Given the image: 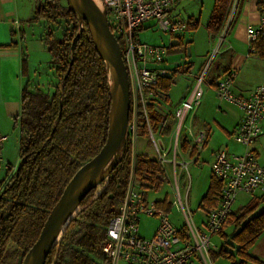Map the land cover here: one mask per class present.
<instances>
[{
	"label": "trees",
	"instance_id": "trees-1",
	"mask_svg": "<svg viewBox=\"0 0 264 264\" xmlns=\"http://www.w3.org/2000/svg\"><path fill=\"white\" fill-rule=\"evenodd\" d=\"M244 1L237 0V7ZM234 2L214 0L206 24L211 38L224 32ZM42 21L47 25L59 22L65 25L60 38L49 30L44 38L58 84L51 94L28 83L21 91L20 113L14 119L19 132V163L11 179L0 182V264H8L18 255L23 260L37 241L50 210L65 186L75 172L100 151L108 132L110 95L107 73L87 25L84 24V30H80L75 13L67 5H62L61 0H39L29 22ZM12 36L16 37L15 33ZM118 43L121 47L120 40ZM251 46L256 54L264 58V37ZM171 48H177V45ZM183 69L187 70V65ZM180 70L175 68L172 74L160 81L158 90L164 96L173 84L174 75ZM21 72L24 77L28 76L25 55L21 58ZM148 113L152 132L169 137L170 127H163L165 117L154 107H149ZM141 131L144 133L143 127ZM180 150L192 158L196 154L186 140L182 141ZM130 163L131 145L126 138L121 159L99 185L101 192L94 198L96 188L83 199L80 211L66 226L60 241L47 255L45 264L106 262L98 247L108 221L117 213L118 200L129 177ZM134 163L135 176L141 186L158 192L160 185L155 176L160 168L157 162L138 153ZM221 187V182L211 173L200 207L206 210L215 207ZM262 203L264 196L254 198L229 217L228 223L234 226L229 240L235 254L221 248L217 253L211 251L210 259L220 256L229 260L230 264L258 262L248 252L264 231V209L258 211ZM157 206L166 212L170 209L165 202ZM220 235L227 237L223 232ZM10 244L15 247L12 251H8ZM237 258L239 261L235 262Z\"/></svg>",
	"mask_w": 264,
	"mask_h": 264
},
{
	"label": "built area",
	"instance_id": "built-area-1",
	"mask_svg": "<svg viewBox=\"0 0 264 264\" xmlns=\"http://www.w3.org/2000/svg\"><path fill=\"white\" fill-rule=\"evenodd\" d=\"M105 11L110 31L120 40L123 63L126 68L130 109L126 138L131 145L130 173L122 196L118 200L117 213L107 223L105 235L99 244V251L106 259L105 264H191L194 259L211 264L210 252L214 246L212 238L220 235L228 224L229 217L234 214L233 206L239 195L254 197L264 196V165L259 164L251 147L259 140L264 123V87L257 86L246 96L236 95L232 91L233 74L227 73L215 82L214 91L218 100L236 106L242 113L240 123L232 134L235 144L244 148L240 154L220 150L215 154L211 164L212 175L221 182L217 205L209 210L200 207L203 220L200 225L193 222L190 211L179 194L176 166L187 170L188 163H177L181 157L180 134L185 128L191 149L196 154L192 158L197 161L199 153L205 146L207 133L204 129L192 130L184 127L187 114L197 107L202 99L201 79L193 88L190 96L176 111V131L172 135L169 148H164L154 138L149 124L148 108L154 107L161 112L164 95L158 90L162 79L168 76L165 62L168 48L151 44H141L135 40L136 32L143 25L155 21L159 31L168 36L186 31L195 26L194 21H187L173 15L177 4L182 0H94ZM247 38L250 43L264 37V10L258 26L248 27ZM144 128L146 141L151 145L152 158L159 165L160 171L155 180L160 188L173 186L184 219L181 228L174 227L168 212L157 206L158 203L147 199V193L153 189L144 188L136 179L134 159L138 154L139 131ZM6 137L0 136L1 151ZM171 149V158L169 156ZM170 152V151H169ZM182 158V157H181ZM165 164L171 165L172 178ZM17 168V167H16ZM16 168L6 165L8 181ZM190 180L186 190L189 193ZM185 196V203H186ZM170 205V204H169ZM153 218L157 227L150 238L139 236L140 218Z\"/></svg>",
	"mask_w": 264,
	"mask_h": 264
},
{
	"label": "rangeland",
	"instance_id": "rangeland-1",
	"mask_svg": "<svg viewBox=\"0 0 264 264\" xmlns=\"http://www.w3.org/2000/svg\"><path fill=\"white\" fill-rule=\"evenodd\" d=\"M29 1V2H28ZM35 0H25L24 3H29L28 6L33 5ZM39 2V1H38ZM173 15H177L183 20H187L190 17L195 18L198 21L197 27L192 30H186L184 32L168 36L162 34L155 21L147 22L143 25L142 30L136 32L135 40L141 44H151L156 46H164L169 48L171 45H177V48H171L167 54L165 67L169 70L189 62L191 67L188 72H180L174 75L173 84L170 87L168 93L164 96V102L161 104V114L165 117L166 121L163 125L164 128L170 127L171 135L176 131L177 119L175 117L176 111L181 107V100L188 99L193 88L201 79V88L203 90V97L201 99V107H194L186 116L184 127H191L198 125L200 111L207 113L208 117L213 116L214 106L218 104H224L216 99L213 87L211 83L215 78L218 69L222 67V44L217 38L208 37L205 25L212 10L213 0H183L179 2ZM62 5H66L65 0H61ZM38 5L36 3L35 7ZM33 16V15H32ZM29 20V19H28ZM31 27L26 29V44L24 50L27 53V60L30 68L35 70V77H33L32 86L35 89L41 90L45 93H53L54 87L58 84V80L55 75V66L50 62L51 56L45 46L44 38L47 31L53 32L56 38H60L63 34L65 25L61 22L59 24L47 25L46 23H31ZM28 28H31L28 29ZM191 48V55L188 56L185 52ZM27 50V51H26ZM205 62L203 69L200 70V66ZM221 79V78H220ZM220 79H216V82ZM166 98V99H165ZM180 102V103H179ZM213 110V111H212ZM199 117V118H198ZM193 131L196 129L192 127ZM216 125L212 126L211 141L220 143L223 138V134H220ZM222 133V132H221ZM187 137V131L184 128L180 134V141ZM147 136L140 130L138 149L142 153L152 156L151 145L146 141ZM154 138L159 144H162L164 148H169L171 144V136H164L161 133L154 134ZM7 146L3 150L4 156L9 160L10 165L14 168L18 166V146L15 142V138L8 137ZM5 142V144H6ZM4 145V144H3ZM4 147V146H3ZM2 147V149H3ZM211 150L210 142L207 149L200 153L198 161L194 163L189 154L182 153L181 157L178 155L177 163L182 161L187 162V170H183L180 165L176 166L179 194L183 200V203L190 211L193 222L196 225H200L203 220L202 211H200V202L205 196L211 177V157L209 151ZM170 151V152H169ZM168 158H171V149H169ZM2 153V151H1ZM6 167V165H5ZM165 168L172 178L171 165L165 164ZM6 171V170H5ZM6 172L3 178H6ZM2 173L0 172V177ZM3 180V179H2ZM190 180L189 193L186 196V190L188 187V181ZM101 187H97L94 198L101 192ZM147 199L153 202L166 201L170 204L168 211L169 220L171 224L176 228H181L184 225V219L179 211V205L173 190V186L164 185L158 192L147 193ZM186 196V203L185 201ZM251 198L248 196L240 197L237 200L236 209L246 205ZM262 205L258 211L262 210ZM157 227V221L153 218H140L139 222V236L143 238H150ZM224 233L226 238L219 235L212 238V244L214 246L212 252L217 253L221 248L227 250L231 254H235V249L231 248V242L229 240L230 235L233 233L232 227H225ZM15 247L10 244L8 251L14 250ZM21 257L18 255L14 260L8 264H21ZM235 262H238L237 259ZM105 264V263H102ZM191 264H203L196 259ZM211 264H230V261L223 257H216L211 259Z\"/></svg>",
	"mask_w": 264,
	"mask_h": 264
},
{
	"label": "crops",
	"instance_id": "crops-1",
	"mask_svg": "<svg viewBox=\"0 0 264 264\" xmlns=\"http://www.w3.org/2000/svg\"><path fill=\"white\" fill-rule=\"evenodd\" d=\"M24 1L25 0H0V136L6 137V141H8V137L15 138L18 148L19 132L15 126L14 119L20 113L21 91L27 83L29 86H32V81L34 80L33 77H35L36 74L35 70L32 71L28 63V76L24 77L22 75L21 58L22 56L27 55L24 50V45L27 41L26 29L27 27H31V24L28 22L32 18L35 5L39 0H35L33 5L30 6H28L29 3L26 4ZM179 4L180 3H178L177 6ZM263 10L264 0H246L241 2L238 7L237 0H235L224 32L221 36L216 37L222 44L223 50L221 60L222 67L217 70L214 75V79H220L224 77L225 74L232 73V91L236 95L246 96L255 87L260 85L264 87V58H261L255 53L251 46L252 43L249 42L246 34L248 27L258 26ZM174 16L179 18L177 15ZM187 21H194L195 23V26L190 27L187 30H192L198 25V21H196L193 17L188 18ZM39 23L43 24L44 22L42 21ZM28 29L31 30V28ZM12 33H15L16 37H13ZM19 33L21 34L22 39L20 38ZM207 34L209 33L207 32ZM209 36L210 35H208V37ZM13 43H15L16 46H12ZM172 46L174 45L169 46L168 53L169 50H171L170 47ZM185 52L188 56H190L191 48L187 49ZM184 65H187V70L183 69ZM204 65L205 62L199 67V71L203 69ZM177 67L181 68L180 72L186 73L189 71L191 64L185 61L184 64L176 66L175 68ZM175 68L171 70L166 68L168 70V75L172 74ZM214 79L212 83L216 82ZM211 86L213 87L212 92L215 94L214 86ZM30 89L32 88L30 87ZM216 99L218 98L216 97ZM180 102L182 104L184 100L182 99ZM219 102L223 101L219 100ZM199 107H201V102L197 108ZM199 117L198 125L192 127H195L196 129H204L206 131L207 140L201 152L207 149L210 142L211 150L209 151V156L211 157V164L214 161L215 154L220 150H226L233 154H240L244 152V148L235 144L232 140V134L242 118V113L236 106L226 102L224 104H218L217 106H214V114L212 118L208 117L207 113L202 111H200ZM214 125L217 126L220 134H223L224 139H222L220 143L211 141V131L212 126ZM261 130L262 134L259 140L251 147V149L255 153L259 164L264 165V123L261 124ZM170 136L172 138V135ZM182 141L183 140H181L180 145ZM5 142L1 153L2 162L0 164V172L2 175L0 177V182L2 179H5L3 178L4 173L6 172L5 165H10V161L7 160L3 153L5 145L7 146V142L6 144ZM138 153L142 152L139 150ZM198 159L199 156L197 161ZM245 196L248 195L241 194L238 196L237 200L240 197L243 198ZM248 197L251 198L248 202L254 198H258L254 196ZM237 200L233 206L234 214L238 213L240 209L245 206L244 205L237 210ZM261 205L264 209V203ZM226 227H232L234 229V226L229 223ZM224 231L223 234H225ZM219 236L221 237V235ZM248 254L258 262H247V264H264V231L250 248ZM237 261H239L238 258Z\"/></svg>",
	"mask_w": 264,
	"mask_h": 264
},
{
	"label": "water",
	"instance_id": "water-1",
	"mask_svg": "<svg viewBox=\"0 0 264 264\" xmlns=\"http://www.w3.org/2000/svg\"><path fill=\"white\" fill-rule=\"evenodd\" d=\"M75 13L78 27L87 25L94 47L107 73L110 95L108 132L100 151L82 165L69 180L56 204L50 210L37 241L25 254L21 264H45L47 255L60 241L69 222L80 211L83 199L105 181L122 157L126 143L130 98L126 68L121 48L110 31L106 13L94 0H65ZM108 68L113 73L112 84ZM60 235L57 241V236Z\"/></svg>",
	"mask_w": 264,
	"mask_h": 264
},
{
	"label": "bare ground",
	"instance_id": "bare-ground-1",
	"mask_svg": "<svg viewBox=\"0 0 264 264\" xmlns=\"http://www.w3.org/2000/svg\"><path fill=\"white\" fill-rule=\"evenodd\" d=\"M108 78H109L110 83L112 84V81H113V73H112V71H111L110 68H108ZM59 237H60V235L57 236V238H56L57 241L59 240Z\"/></svg>",
	"mask_w": 264,
	"mask_h": 264
}]
</instances>
